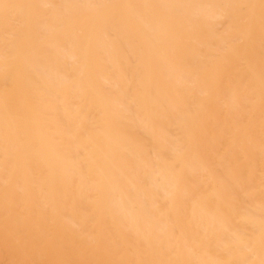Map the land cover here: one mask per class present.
<instances>
[{
  "label": "bare ground",
  "instance_id": "obj_1",
  "mask_svg": "<svg viewBox=\"0 0 264 264\" xmlns=\"http://www.w3.org/2000/svg\"><path fill=\"white\" fill-rule=\"evenodd\" d=\"M0 264H264V0H0Z\"/></svg>",
  "mask_w": 264,
  "mask_h": 264
}]
</instances>
